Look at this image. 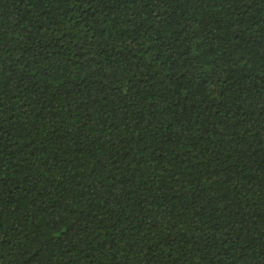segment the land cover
Here are the masks:
<instances>
[{
    "label": "trees",
    "instance_id": "trees-1",
    "mask_svg": "<svg viewBox=\"0 0 264 264\" xmlns=\"http://www.w3.org/2000/svg\"><path fill=\"white\" fill-rule=\"evenodd\" d=\"M0 264H264V0H0Z\"/></svg>",
    "mask_w": 264,
    "mask_h": 264
}]
</instances>
